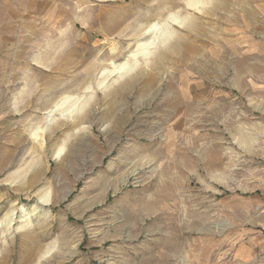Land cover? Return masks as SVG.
Returning <instances> with one entry per match:
<instances>
[{
	"label": "rangeland",
	"instance_id": "obj_1",
	"mask_svg": "<svg viewBox=\"0 0 264 264\" xmlns=\"http://www.w3.org/2000/svg\"><path fill=\"white\" fill-rule=\"evenodd\" d=\"M0 130V264H264V0H0Z\"/></svg>",
	"mask_w": 264,
	"mask_h": 264
},
{
	"label": "bare ground",
	"instance_id": "obj_2",
	"mask_svg": "<svg viewBox=\"0 0 264 264\" xmlns=\"http://www.w3.org/2000/svg\"><path fill=\"white\" fill-rule=\"evenodd\" d=\"M192 4V3H191ZM220 6V5H218ZM170 20L172 23H176V19L173 18V17H170ZM180 25H184L182 22H180ZM154 29V26L153 25H149V27L145 28V33H150L151 30ZM168 37L167 35L165 36V39L163 38V43L165 41H167L168 39L166 38ZM169 38V37H168ZM151 42V41H150ZM148 45V44H147ZM150 46H153L154 45V42H152L151 44H149ZM174 46V45H173ZM172 46V47H173ZM149 47V46H148ZM147 48V47H146ZM142 53L144 55L150 53L149 50L148 52L145 50V51H142ZM140 54L142 56H144L143 54ZM162 54V53H161ZM160 57V55H159ZM159 59V58H158ZM161 60V59H160ZM135 70V65H127V64H123V65H120V66H117L116 67V71H117V74L119 76V79H122L123 81L120 83V85L117 87L118 89H120L121 91H128L129 88H130V85L132 83H134L135 81H137L139 79V73L138 72H134ZM109 96L111 97V107H110V112L112 111V107L113 105L116 103L117 99H118V95L117 92L115 90H112L109 92ZM122 97V96H121ZM63 107L60 105H57L55 107L54 110L56 111H59L61 110ZM68 108V107H67ZM84 109V106L81 105V107H71L70 109H68L67 111H63V113H70V114H74V113H78L80 111H82ZM110 114V113H109ZM82 120V117L81 119ZM58 152L55 153V156L56 157H59V155L61 154V149H58L57 150ZM31 254L30 252L28 253V256H26V261L27 262H30L32 261L35 257H36V254L40 251V248H38V246H34L32 249H31Z\"/></svg>",
	"mask_w": 264,
	"mask_h": 264
},
{
	"label": "crops",
	"instance_id": "obj_3",
	"mask_svg": "<svg viewBox=\"0 0 264 264\" xmlns=\"http://www.w3.org/2000/svg\"><path fill=\"white\" fill-rule=\"evenodd\" d=\"M3 136L6 137L5 138V141L2 140L3 139ZM8 136H10V134L8 135V134H6V132H3V130H0V159H1V157L4 156L5 158L10 157V160H12L11 153L13 151H15V149H16L9 142H12V141H10V139L11 140L12 139L13 140H17L19 137L18 136L16 137V135H15V137H12V136L8 137ZM15 138H17V139H15ZM21 138L23 139L22 141H24L26 139L24 137V135L23 136L21 135ZM246 235H248V237H250V238L251 237H254V236H255V238H257V243L255 242V240L253 241L251 239V241H248L247 244L246 243L244 244L245 246L248 245L247 247L244 246L245 249H249V252L248 253L249 254H252V253L256 252L257 250H259V251H261V252L264 253V229H262L261 231H257V232L250 231Z\"/></svg>",
	"mask_w": 264,
	"mask_h": 264
}]
</instances>
